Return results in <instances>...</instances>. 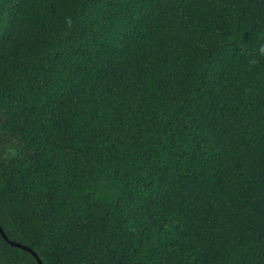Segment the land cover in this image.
<instances>
[{
    "label": "trees",
    "instance_id": "16d2710c",
    "mask_svg": "<svg viewBox=\"0 0 264 264\" xmlns=\"http://www.w3.org/2000/svg\"><path fill=\"white\" fill-rule=\"evenodd\" d=\"M0 223L43 264H264V0H0Z\"/></svg>",
    "mask_w": 264,
    "mask_h": 264
},
{
    "label": "water",
    "instance_id": "95a60500",
    "mask_svg": "<svg viewBox=\"0 0 264 264\" xmlns=\"http://www.w3.org/2000/svg\"><path fill=\"white\" fill-rule=\"evenodd\" d=\"M0 233L3 236V238L6 239L12 246H16V247H19V248H22V249H25V250L31 252L32 255L37 259L38 263L43 264L41 258L38 256V254L33 249H31L30 247L23 245L19 242L10 240L9 237L7 236V234L5 233L1 223H0Z\"/></svg>",
    "mask_w": 264,
    "mask_h": 264
},
{
    "label": "snow or ice",
    "instance_id": "6c2138e0",
    "mask_svg": "<svg viewBox=\"0 0 264 264\" xmlns=\"http://www.w3.org/2000/svg\"><path fill=\"white\" fill-rule=\"evenodd\" d=\"M3 118L6 119V116H4Z\"/></svg>",
    "mask_w": 264,
    "mask_h": 264
}]
</instances>
